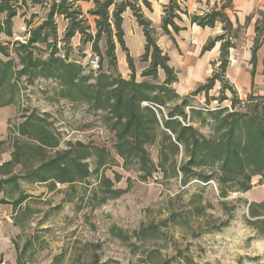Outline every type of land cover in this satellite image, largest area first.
I'll return each mask as SVG.
<instances>
[{
  "label": "trees",
  "instance_id": "trees-1",
  "mask_svg": "<svg viewBox=\"0 0 264 264\" xmlns=\"http://www.w3.org/2000/svg\"><path fill=\"white\" fill-rule=\"evenodd\" d=\"M81 1L91 0H0V108L18 103L26 86L33 85L37 79H53L60 87L58 95L61 98L84 103L94 112H105L107 128L115 136V154L124 160L125 167L135 166L141 180H148L156 171H160L165 179L180 178L183 184L191 179L204 183L215 180L221 197H227L229 192H249L254 187L253 177L257 175L264 185V95L250 93L241 98L227 77L230 49L235 47V39L243 28L241 25L234 27L226 12L232 6L231 1L225 0L220 7L214 6L203 13H189L178 0H168L163 5L160 26L171 38L174 33L186 29L179 22L183 15H187L192 24L204 28L222 23V32L202 47L204 53L221 42L220 56L212 63L211 75L190 96L203 93L207 104L211 100H230L231 104L207 110L191 104L189 97H182L174 87L179 80L178 71L171 64L169 53L158 43L155 26L142 8L143 4L152 10L151 0H92L94 5L87 13L95 17V31ZM45 2L49 4L47 17L36 26L29 24L26 40L6 42L2 39V34L14 35V18L22 6L27 3L43 5ZM128 9L145 38L140 55L145 65L139 77L135 58L125 40L124 14ZM255 14L259 18L252 48L253 78L257 51L263 44L264 9H258ZM57 15L67 20L61 39ZM251 18L252 15L247 17L246 25ZM76 34L81 35L82 43H90L95 55L99 56L97 72L93 69L87 73L82 63L70 59L68 53H59V41L70 43ZM103 39L106 43L104 51L100 44ZM117 43L126 52L130 69L128 77L116 73ZM40 44L47 46L46 57L38 53ZM105 61L113 71L103 69ZM161 73L164 74L162 80ZM215 88L219 90L218 97L210 95ZM187 107H190L189 111ZM49 117V113L26 109L19 122L13 123L9 119V131L14 134L13 150L9 160L0 161V195L4 193L0 204H12L15 210L21 208L29 196L21 191L20 179L45 183L55 190L58 184L72 186L83 182L93 172H100L116 162L105 146L70 140L66 147H61V135ZM195 122L207 124L209 133L201 132ZM155 142L160 146L158 163L153 161L148 150V145ZM91 158H94V169H91ZM102 177L106 189L99 203L125 192L126 189L113 188L111 178ZM16 191L19 195L14 199ZM28 208L25 205L21 209L24 215H28ZM202 210L197 207V215L202 214ZM249 212L254 219H248V222L264 235V200L251 202ZM228 224L229 220H226L221 226ZM155 231V226L143 227L137 234L146 238ZM30 244L27 243L25 248ZM90 264H101L99 255L95 254Z\"/></svg>",
  "mask_w": 264,
  "mask_h": 264
},
{
  "label": "rangeland",
  "instance_id": "rangeland-1",
  "mask_svg": "<svg viewBox=\"0 0 264 264\" xmlns=\"http://www.w3.org/2000/svg\"><path fill=\"white\" fill-rule=\"evenodd\" d=\"M151 1L157 4L162 0ZM47 2L22 6L14 18V35L2 34V39L6 42L26 40L29 24L36 26L47 17ZM80 4L95 31V17L87 13L94 2L81 1ZM143 7L149 13L142 4ZM124 15L126 45L135 58L136 75L139 77L145 65L140 59L145 38L142 28L127 17V12ZM56 21L61 39L67 20L57 15ZM160 25H154L155 35L178 71L179 80L174 84L177 92L182 97H189L191 104L203 110L230 105V100H211L207 104L203 93L190 96L209 77L208 72L193 74L198 65L194 60V55H199L198 44L191 40L193 36L191 38L189 31H182L171 38L163 33ZM100 44L104 51L105 39ZM39 47V55L46 57L47 46L40 44ZM57 47L60 54L68 53L70 59L82 63L87 73L94 69L89 62L97 55L90 43L81 42L80 34H76L70 43L59 41ZM117 56L116 73L128 77L130 69L126 52L119 43ZM103 69L113 71L107 61ZM163 78L161 73L160 80ZM59 90L56 80L39 78L33 85H27L18 103L5 108V112L11 115L13 123L21 120L20 115L26 109L49 113V121L61 135V147H66L70 140L105 146L116 162L100 172H93L83 182L72 186L58 184L55 190L45 183L20 179L21 191L29 197L20 209L13 208L7 216L0 211V249L3 251L0 264H90L95 254L99 255L101 264H264V235L248 222V219H254L249 212L250 203L264 200V185L259 175L253 177L252 190L229 192L227 197L220 196L215 180L204 183L191 179L183 184L180 178L165 179L160 171H156L143 181L135 166L125 167L124 160L115 154V136L107 128L105 112H94L84 103L63 99L58 95ZM210 95L218 97L219 90H211ZM189 109L187 107V111ZM194 124L201 132L209 133L207 124ZM9 126L7 135L0 140L1 151L13 150L14 134L9 131ZM2 131L6 134L5 129ZM159 148V142L148 145L155 163L159 161ZM90 163L94 169V158ZM103 175L112 179L113 188L126 190L117 198L99 203L106 189ZM117 175H120V180H117ZM18 195L16 191L13 198ZM1 205L2 209L6 208V204ZM25 205L29 207L28 215L21 210ZM197 207L203 209L202 214L197 215ZM226 220L229 224L221 226ZM151 226L157 227L154 234L149 233L146 238L141 233L137 234L143 227ZM27 243L31 244L25 248Z\"/></svg>",
  "mask_w": 264,
  "mask_h": 264
},
{
  "label": "crops",
  "instance_id": "crops-1",
  "mask_svg": "<svg viewBox=\"0 0 264 264\" xmlns=\"http://www.w3.org/2000/svg\"><path fill=\"white\" fill-rule=\"evenodd\" d=\"M162 1L157 4L151 1L152 10H148L149 13L145 10L146 8L143 7L145 15L152 20L153 25L161 24L163 4L167 3V1ZM230 1L232 3V6L230 8H227L226 12L233 21L234 27L241 25L243 28L239 33V36L235 39V47H232L230 49L231 61L227 68V77L234 84L241 98H246L250 93H254L255 95H264V35H262L263 37H261V40H263V44L257 51L256 74L254 78L251 72L253 68V64L251 63V59L253 56L252 48L256 37L255 24L257 19L259 18L258 14H255V12L258 9H264V0ZM178 2L180 3L181 7L183 9H186L189 13H203L205 11H209L214 6L220 7L225 2V0H178ZM126 12L127 17L130 20H133L139 26L131 10L128 9ZM251 15L252 18L246 25L247 17ZM180 25L188 28L185 30L189 31L190 34L192 33L191 38L193 36V39L191 40L195 42L194 44H198L199 55H194V60L198 62V65L197 67H195L193 74L198 75L199 73L208 72V76H210L213 71L212 63L218 60L220 56L221 42H217L211 50H208L204 53H202V47L210 38L222 32V23L218 22L215 27L204 28L197 24H192L189 17L187 15H183V21L180 22ZM176 34L178 33H174L173 36L175 37ZM12 106L13 105L0 108V132L2 134L4 133L2 131V128L3 130H6V134L4 133L2 135L0 133V140H2L5 135H7L9 126L8 122L11 116L5 112V108H11ZM10 158L11 151L0 150L1 162L7 161ZM1 206L2 205L0 204V211H2L3 215L6 214L5 216L9 214L8 212L13 211L12 204H6V208L4 209H2ZM1 252L3 251H1L0 249V253Z\"/></svg>",
  "mask_w": 264,
  "mask_h": 264
},
{
  "label": "built area",
  "instance_id": "built-area-1",
  "mask_svg": "<svg viewBox=\"0 0 264 264\" xmlns=\"http://www.w3.org/2000/svg\"><path fill=\"white\" fill-rule=\"evenodd\" d=\"M89 64H90L91 67H93L94 69H99V68H100V60H99V56H95L94 58H92L91 61L89 62Z\"/></svg>",
  "mask_w": 264,
  "mask_h": 264
}]
</instances>
